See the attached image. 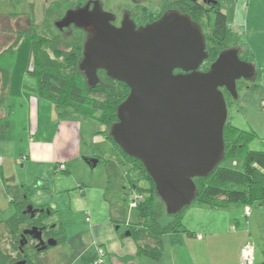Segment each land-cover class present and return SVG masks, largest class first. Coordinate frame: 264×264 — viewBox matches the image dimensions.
<instances>
[{
    "label": "water",
    "instance_id": "water-1",
    "mask_svg": "<svg viewBox=\"0 0 264 264\" xmlns=\"http://www.w3.org/2000/svg\"><path fill=\"white\" fill-rule=\"evenodd\" d=\"M71 24L87 32L80 69L88 85L97 86L99 71H105L130 88L110 137L144 164L167 212L182 211L196 198L194 179L209 176L224 158V89L237 98L238 81H253L256 68L233 48L220 52L208 71H200L209 56L205 34L177 10L135 29L128 22L116 27L110 13L86 7L69 10L57 23L60 28ZM97 163L90 161L92 167ZM24 234L38 240L41 249L57 245L53 238L45 242L37 226Z\"/></svg>",
    "mask_w": 264,
    "mask_h": 264
},
{
    "label": "crops",
    "instance_id": "crops-1",
    "mask_svg": "<svg viewBox=\"0 0 264 264\" xmlns=\"http://www.w3.org/2000/svg\"><path fill=\"white\" fill-rule=\"evenodd\" d=\"M225 5L230 23L244 29L264 81V0H225ZM8 86L4 87V100L11 94ZM247 91H253L254 110L264 117V82L260 88ZM20 96V109L27 111L25 131L29 142L22 156L15 159L13 154L4 156L0 166L8 167L15 162L26 174L25 183L18 185V202L15 198L10 200L14 213L26 187L36 184L30 194L31 204L48 210L45 223L63 229V242L50 248L52 252L47 254L51 256L49 264H95L100 248L105 250L101 264H241L242 248L248 240L254 243L255 255L258 246L264 251V207L259 203L250 206V216L245 213L247 206L239 203L221 208L192 204L182 214L185 229L163 236L159 259L140 255L135 239L126 235L127 224L120 223L117 213L110 214L106 200H98L104 193L79 183L68 166L82 153V138L69 120L75 117L60 118L55 105L31 87L25 86ZM260 124L256 119L248 128L256 134L258 130L263 140L264 120L262 128ZM8 125L10 128V122ZM103 131L104 126L100 132ZM251 145L252 149H262L261 143ZM61 163L66 167L64 170L59 168ZM233 164L238 162L234 160ZM7 172L10 171L1 174L6 186ZM44 183H48L47 188L40 187Z\"/></svg>",
    "mask_w": 264,
    "mask_h": 264
},
{
    "label": "trees",
    "instance_id": "trees-1",
    "mask_svg": "<svg viewBox=\"0 0 264 264\" xmlns=\"http://www.w3.org/2000/svg\"><path fill=\"white\" fill-rule=\"evenodd\" d=\"M214 1L216 3L204 0L176 1L181 6L180 10L188 14L198 24L201 25L202 18L208 19L211 23L209 40L216 49L212 50L207 46L209 56L199 70L208 71L220 52L235 48L239 51L240 59L253 64L256 68V77L250 81L251 85L248 88H260L264 82L262 69L256 66L254 54L246 41L244 29L230 23L225 12V0ZM7 16V14H0V24L3 25V28L0 29V36L2 35V38L4 36L5 40V44L0 47V53L15 51L21 40L27 36L26 31L16 32L15 29L8 26ZM68 31L67 36L56 35L45 43L35 40L34 36L32 37L27 73L37 80L38 86L31 88L55 105L60 118H96L104 126L103 133L110 137L111 127L118 120L117 109L129 96L130 88L124 82L110 78L105 71H99L100 82L97 86H89L85 73L80 69L86 32L78 27ZM33 65L34 67H32ZM2 74L6 85L9 74L7 71ZM224 93L228 105L230 99L234 97L225 89ZM3 100L2 96L0 105ZM255 137L256 132L252 129H243L227 120L224 129V158L209 176L194 179L197 190L196 198L192 204L221 208L231 203L246 206L259 203L264 207V139L263 149L255 150L250 147V143ZM110 139L112 140L111 137ZM113 143L114 147L125 156L132 168L140 175L137 180L132 179L129 174L127 175L130 183L129 193L137 191L143 195L142 200L135 208L140 222L136 225H127V230L138 244V253L157 260L161 256L163 236L185 229L182 214L189 206L176 214H169L164 202L157 195L155 183L144 164L140 160L128 156L114 141ZM239 158L243 160L241 169H235L225 164V161L230 159L237 161ZM141 181L146 182V189L141 187ZM47 185L48 183H44L40 187L47 188ZM36 187V184L26 187L23 200L16 205V212L5 221L6 231L0 236V241L3 236H10L9 245H13L22 259L25 257L21 255L22 253L16 246L17 239L21 233L26 237L24 231L32 225L39 227L42 231L47 227L56 229L58 244L64 240V231L61 227L56 228V224L53 227V225L44 222L48 216L47 209L39 208L41 210L36 213L35 218H30L24 213L25 207L31 204L30 194ZM33 220L37 224H34ZM33 239L30 238L29 241L38 242ZM34 243L32 242L31 245ZM5 251V245L1 241V264L5 262L3 259ZM43 251L45 250L37 251L30 258H26V264H41L35 257ZM262 264H264V257Z\"/></svg>",
    "mask_w": 264,
    "mask_h": 264
},
{
    "label": "rangeland",
    "instance_id": "rangeland-1",
    "mask_svg": "<svg viewBox=\"0 0 264 264\" xmlns=\"http://www.w3.org/2000/svg\"><path fill=\"white\" fill-rule=\"evenodd\" d=\"M167 1L171 2L172 0ZM61 2L62 0H0V14L16 16L12 21H8L11 22L14 29L19 27V29L27 31V28L31 27L35 40H40V42L45 43L56 35L65 37L69 32L68 30L60 32L54 24L59 18L64 16L63 10L59 9L63 5V2ZM154 5L148 2V6L153 7ZM164 9L166 8L162 10ZM2 26L0 24V29L3 28ZM8 26L12 28L11 25L8 24ZM201 26L207 40L208 48L212 50L216 49L209 40L211 34L210 21L202 18ZM4 44V36L2 38L1 35L0 47ZM30 45L31 38L30 36H26L22 39L15 51L0 53V78L3 81L2 73L8 72L9 79L7 80V84H9L8 87L10 88L8 89L11 90L8 98L3 100V102L5 101L4 106L2 104L3 111L0 109V117L5 115L4 119L0 118V158L2 159L4 156H10V154L14 155L13 159L22 156L26 151L27 142H29V135L25 131V126H27V111L25 108L20 109L22 106V98L20 95L25 86H38L37 80L27 73L30 61ZM250 85L249 80L241 79L238 81V97L231 98L230 102H228V122L237 126L242 125L245 127L243 129H246L250 127L251 121L253 123L257 119L261 122L260 127L262 128L264 117L257 114L256 110H254V99L256 97L252 93L253 91H247ZM2 96L4 97V81L0 84V101ZM11 106H13V112L10 110ZM69 120L75 124L76 132L82 138L81 157L68 165L72 169L71 172L79 180V183H82L85 187L93 188L95 191H99L100 194L104 193L102 197H98V200L104 199L107 201L110 214L117 213L121 218L120 223L127 225L139 224L138 212L130 206L129 196H127L129 193L128 186L130 185L127 175L129 174L132 179L137 180L140 178L139 173L132 168V165L126 160L125 156L114 147V143L110 137L100 132L103 125L98 119L79 117ZM9 122L11 125L10 128L8 125ZM257 133L250 144L253 146L254 144L261 143L263 147L262 135L259 134L260 132L258 130ZM92 160H98L95 167L90 165V161ZM233 161L230 159L225 161V164L235 169L242 168L243 160L241 158L237 159V165L233 164ZM6 170L10 171L6 173L9 174L8 186L1 181L3 179L1 174H4ZM24 176H26L25 172L15 162L9 164L8 167H6V164L2 168L0 166V236L6 231V227L4 226L5 221L14 213L12 207L14 204H11L10 200L15 198V202H18L20 198L18 185L25 183L26 178ZM140 185L146 189V182L141 181ZM1 241L6 249L5 256L3 257L5 260L4 264H17L18 261H23L17 254L15 248H13V245H9L11 241L10 236H3ZM50 248L37 255L35 259L41 264H49L51 256L47 254H51L52 251ZM255 256V264H262L264 255L261 246H258Z\"/></svg>",
    "mask_w": 264,
    "mask_h": 264
},
{
    "label": "flooded vegetation",
    "instance_id": "flooded-vegetation-1",
    "mask_svg": "<svg viewBox=\"0 0 264 264\" xmlns=\"http://www.w3.org/2000/svg\"><path fill=\"white\" fill-rule=\"evenodd\" d=\"M156 1L157 3H155ZM176 1L177 0H172L171 2L169 1L165 2L164 0H147V1L146 0H62L63 3L62 2L61 3L63 5L60 6V8L64 10L63 15L65 16L69 10H77V9L86 8V7H88L90 10H93L97 6V7H100L104 12L111 14L112 24L115 25L116 27H121L123 23L128 22V23H132L135 29H139L143 26H146L147 24H150L152 22L159 20L160 18H162V16L165 13H168L170 11L177 10V11L182 12L180 10L181 6L178 3H176ZM148 2L153 3L155 5L153 7L148 6ZM163 8H166V9L162 10ZM7 18L9 19L8 21H12L13 18H16V16L8 15ZM62 18H59V20L54 23L60 32H64L65 30H71L74 27H76L74 24H71L64 28L58 27L57 23ZM8 24L12 26V29H14V26L11 24V22H9ZM16 28H17L15 29L16 32L23 31V29H19V27H16ZM26 32H27V36H30L31 41H32V37L34 35V33L32 32V28L31 27L27 28ZM86 38H87V32H86ZM6 52L8 51H2L1 53L3 54ZM176 72H179V71L177 70ZM2 82L3 81L0 78V84ZM4 87H5V82H4ZM29 206H31L30 209H28ZM23 211L30 218H35L34 216L39 211V208H35L32 204H29L25 207ZM34 212L35 214L32 215V213ZM33 223H34V220H33ZM34 224H37V222L35 221ZM32 227L33 225L28 227L27 229L32 228ZM57 237L58 235H57L56 229L54 230L53 228L50 229L47 227L42 231V238L45 242H47L50 238H53L57 241L58 239ZM30 238L33 239V236L26 235V237H24L22 233L19 235V238L17 239V247H18L19 252L22 253L21 255L25 257V259H23V261H18L17 264H19L20 262H24L23 264H26V258H30L37 251L44 250L40 248L42 245L39 243V241L38 242L29 241ZM32 242L33 243L35 242L34 245H31ZM57 244H58V241H57ZM27 246L28 248L26 249Z\"/></svg>",
    "mask_w": 264,
    "mask_h": 264
},
{
    "label": "built area",
    "instance_id": "built-area-1",
    "mask_svg": "<svg viewBox=\"0 0 264 264\" xmlns=\"http://www.w3.org/2000/svg\"><path fill=\"white\" fill-rule=\"evenodd\" d=\"M24 159V158H23ZM22 159L19 160L21 162ZM0 162H2V158H0ZM59 168L64 170L66 167L64 163H61ZM143 195L137 191L129 193V203L132 208H136L137 204L140 200H142ZM252 208L247 206L245 209L246 216H250ZM105 250L100 248L98 250V258L95 261V264H101L104 260ZM255 262V246L251 240H248L242 248L241 253V264H253Z\"/></svg>",
    "mask_w": 264,
    "mask_h": 264
}]
</instances>
